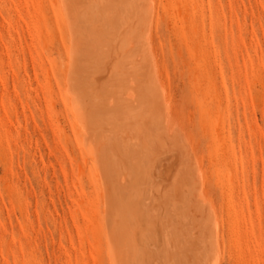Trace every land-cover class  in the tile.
<instances>
[{
    "label": "rangeland",
    "instance_id": "1",
    "mask_svg": "<svg viewBox=\"0 0 264 264\" xmlns=\"http://www.w3.org/2000/svg\"><path fill=\"white\" fill-rule=\"evenodd\" d=\"M159 3L152 48L172 120L213 180L207 198L218 211L229 194L215 172L230 164L231 197L253 223L248 264H264V0ZM63 34L50 0H0V264H106L88 221L94 186L77 170L57 87ZM219 250L220 264H243L226 228Z\"/></svg>",
    "mask_w": 264,
    "mask_h": 264
},
{
    "label": "bare ground",
    "instance_id": "2",
    "mask_svg": "<svg viewBox=\"0 0 264 264\" xmlns=\"http://www.w3.org/2000/svg\"><path fill=\"white\" fill-rule=\"evenodd\" d=\"M50 1L56 29L68 36L57 87L82 161L77 170L87 168L94 186L88 221L105 263L220 264L226 228L248 264L253 223L231 197L235 172L228 163L215 172L214 185L229 194L218 211L207 198L213 180L172 120L152 48L159 0ZM220 149L213 143L216 155Z\"/></svg>",
    "mask_w": 264,
    "mask_h": 264
}]
</instances>
